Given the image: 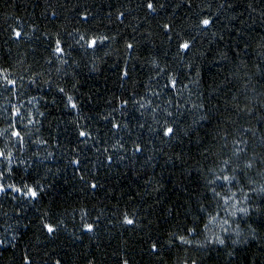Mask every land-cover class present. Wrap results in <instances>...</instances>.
I'll list each match as a JSON object with an SVG mask.
<instances>
[{"label": "trees", "instance_id": "16d2710c", "mask_svg": "<svg viewBox=\"0 0 264 264\" xmlns=\"http://www.w3.org/2000/svg\"><path fill=\"white\" fill-rule=\"evenodd\" d=\"M160 2L149 13L146 0H0V69L17 81L10 91L0 80V132L11 131L14 107L25 117L17 122L24 148L4 135L0 149L7 144L13 167L44 189L36 200L0 194V264H264L259 195L250 202L259 211L232 223L240 243H231L233 234L223 247L197 249L195 241L219 231L213 225L193 246H169V233L205 215L201 204L214 207L205 184L213 161L239 146L242 162L255 158L241 183L264 185V0ZM204 18L213 21L207 28ZM79 35L110 39L93 50L76 44ZM56 39L65 45L62 58L52 53ZM68 96L77 109L66 106ZM165 123L171 138L162 134ZM80 130L91 135L81 138ZM13 182L19 186L18 177L5 181Z\"/></svg>", "mask_w": 264, "mask_h": 264}, {"label": "snow or ice", "instance_id": "6c2138e0", "mask_svg": "<svg viewBox=\"0 0 264 264\" xmlns=\"http://www.w3.org/2000/svg\"><path fill=\"white\" fill-rule=\"evenodd\" d=\"M149 13L157 12L158 8H163L165 5L160 2V0H146L144 5ZM232 7L231 4L228 5ZM221 7H224L222 4ZM55 15V13H53ZM121 16L123 13L120 14ZM87 19V17H84ZM200 25L204 28L209 27L213 21L208 18H204L200 20ZM165 32L171 31V26L165 24L164 26ZM13 36L19 40L22 38V32L16 30L15 28L12 30ZM171 38V37H169ZM110 37L104 36H92L91 38H86L85 35H79V38L76 40V44L80 47H85L95 50L98 45L104 44L108 41ZM111 39H115L112 37ZM83 42V43H81ZM55 46L52 49L53 55L57 57H64L66 55L65 45L62 43L60 39H56L54 42ZM128 49H133L134 45L132 43H128L126 45ZM179 50L183 52H187L190 49V44L188 42H182L179 44ZM63 63H67V60H63ZM158 67V65H157ZM163 71V69H160ZM10 73H7L6 69H0V80L3 82V86L8 90H13L16 88L17 81L15 79L10 78ZM129 75L127 70L122 72V78L127 77ZM171 87H176V80L174 78L170 79ZM59 91L64 93V89L60 88ZM129 103L128 99L122 101V106L126 107ZM134 103L138 104L140 108H145L146 105L143 101H134ZM67 107L71 109H77L78 105L74 102L72 96L67 97ZM195 107V105H194ZM12 117L16 118L10 122L9 129H4L3 132H0V136L8 135L10 141H14V143L19 144L20 149H23L25 146L24 136L21 134V131L17 128L18 120H23L25 117L20 111V108L14 107L12 111ZM43 115V113H41ZM168 116H171L172 113H167ZM28 123L32 124L34 121L29 114ZM108 119V117H105ZM121 125L119 123L112 122V128L119 129ZM143 127V125H141ZM162 134L164 137H173L175 135L173 127L165 125L163 126ZM79 137L88 138L91 134L89 132L80 130L78 132ZM83 142V141H82ZM35 143H46V141L37 140ZM225 147H227L225 145ZM142 149L137 145L135 151L139 152ZM243 148H239L233 151L232 156L227 159H220L217 161H213L215 167L207 168L208 176L205 177V184L208 192L211 193L210 197H206L209 200L210 205H214V207L205 208L203 204H201L199 208V212L205 213L204 216L197 215L193 221L191 226L187 224L182 226L181 232L178 234L176 232L169 233V246H172L175 243H178L182 246H193L194 238L203 233H207L211 230V227L215 225L218 227L219 231L212 237L205 236L204 242L195 241V247L197 249H203L210 245H218L223 247L228 239H231V236L234 234L237 239H232L231 243L236 245L241 242V232L239 231V225L237 224L236 229L233 232H230L232 228V223H235L234 218L240 217H250L253 212H258L259 208L250 207V202L255 195H259L262 198V203H264V185L260 187H251L254 184L250 178L244 181V184L241 183L245 177H248L249 170L253 169L255 158H249L247 161L242 162L240 158L241 152H243ZM235 158V159H234ZM14 153L8 149V145H5L4 149H0V161L4 163V169L0 170V194L8 193H16L24 196L25 198H30L32 200H36L39 198L40 194L44 191L42 187L39 186L38 182H35V186L28 182L29 175L26 170L17 171L13 167L14 162ZM111 160V157L108 158ZM21 163H23L21 161ZM75 164H79V160L73 161ZM10 177H18L19 178V186L17 183H5V181ZM83 180V176L80 177ZM245 185L249 186V191H244ZM91 188L95 189L97 185L92 183L90 185ZM233 188H238V191H233ZM15 198V197H14ZM124 222L128 225H132L134 221L125 216ZM201 224H203V229L201 230ZM44 228L47 230L49 234H54L55 228L52 225L44 224ZM84 230L87 232H92L94 230V226L91 223H87L84 225ZM254 232L255 230L252 229ZM191 237V238H190ZM247 243V240L243 241ZM158 241L153 242L151 244V251L158 252ZM234 252H228L227 255L229 258L233 257ZM25 264H28L27 258H25ZM56 264H61L59 260L56 261ZM89 264H92V261H89ZM123 264H129L127 259L123 260ZM187 264V261H185ZM191 264H196L195 260H192Z\"/></svg>", "mask_w": 264, "mask_h": 264}]
</instances>
